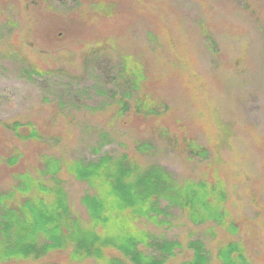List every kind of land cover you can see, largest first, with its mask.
I'll return each instance as SVG.
<instances>
[{"label":"rangeland","instance_id":"rangeland-1","mask_svg":"<svg viewBox=\"0 0 264 264\" xmlns=\"http://www.w3.org/2000/svg\"><path fill=\"white\" fill-rule=\"evenodd\" d=\"M91 2L0 0V119L20 118L44 132L42 142L22 141L0 128V191L12 180L4 155L17 150L18 168H32L39 150L85 160L128 152L142 167L158 162L181 179L215 172L216 162L239 225L229 237L244 242L253 264H264V0H112L109 14ZM122 53L144 62L142 89L166 106L163 113L113 119L107 104ZM212 110L229 125L232 139L218 138ZM179 121L207 147V159L173 145ZM141 141L150 142L149 152L136 151ZM63 177L71 212L84 222L79 198L88 186ZM171 212V227L149 224L157 237H209L179 207ZM190 254L178 249L164 264ZM53 262L102 260L75 262L67 251L53 250L0 264Z\"/></svg>","mask_w":264,"mask_h":264},{"label":"trees","instance_id":"trees-1","mask_svg":"<svg viewBox=\"0 0 264 264\" xmlns=\"http://www.w3.org/2000/svg\"><path fill=\"white\" fill-rule=\"evenodd\" d=\"M100 2L92 0L91 7H106L100 11L109 14L112 0ZM120 56L119 66L114 65V89L109 90L112 104H107L113 119L122 122L129 113H163L166 106H159L142 89L147 75L144 62L131 53ZM119 79L121 88L117 87ZM212 112L218 138L226 139L231 135L229 125L215 110ZM178 126L181 135L173 145L189 157L207 159V147L196 140L188 124L179 121ZM0 128L22 141L44 140V132L20 118L0 119ZM150 149V142L136 144V151ZM20 155L19 150L4 155L3 163L11 170L12 180L0 191V261L38 258L53 250H64L75 262L94 259L102 260L100 264H164L176 250L189 249L190 256L179 264H214V260L217 264H253L244 242L229 237L239 231V225L229 213L228 190L216 162L212 163L215 172L181 179L158 162L142 167L128 152H106L85 160L39 150L32 168H18ZM64 174L88 186L79 198L87 213L84 222L71 212ZM174 207H179L189 222L203 227L209 237L192 233L185 240L157 237L149 224L171 227ZM213 240L214 245L210 242ZM109 249L118 253H108Z\"/></svg>","mask_w":264,"mask_h":264}]
</instances>
